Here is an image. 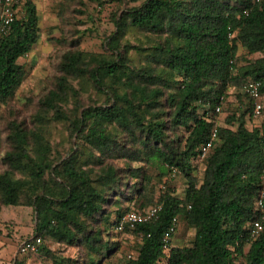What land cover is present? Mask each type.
<instances>
[{
    "label": "trees",
    "instance_id": "1",
    "mask_svg": "<svg viewBox=\"0 0 264 264\" xmlns=\"http://www.w3.org/2000/svg\"><path fill=\"white\" fill-rule=\"evenodd\" d=\"M117 1L126 8L115 15L103 51H81L73 41L29 125L7 124L0 205L32 208L30 239H40L35 253L53 260L41 239L82 246V264L106 259L115 245L101 238L99 223L112 205L113 227L128 210L159 206L154 218L122 231L133 240L124 264H264V228L248 234L264 184V121L246 127L254 118L241 91L255 80L264 94V0ZM21 6L22 15L0 37V102L20 85L24 70L17 60L38 37L33 0ZM131 33L150 36V45L130 44ZM238 46L249 59L236 56ZM229 87L239 88L245 108L226 114L201 158L214 109ZM90 94L95 99L83 103ZM143 167L153 171V182L137 174ZM123 174L136 181L120 188ZM177 177L180 194L169 185ZM147 183L155 197L143 195ZM120 198L136 206L122 207ZM179 219L191 232L184 246L171 244Z\"/></svg>",
    "mask_w": 264,
    "mask_h": 264
},
{
    "label": "rangeland",
    "instance_id": "2",
    "mask_svg": "<svg viewBox=\"0 0 264 264\" xmlns=\"http://www.w3.org/2000/svg\"><path fill=\"white\" fill-rule=\"evenodd\" d=\"M37 14L38 37L31 50L17 62L23 66L24 76L20 85L16 88L11 98L0 102V159L7 144L5 135L6 127L10 122H20L29 125V115L34 109L38 98L52 86V81L56 75V65L60 56L72 47L73 41L77 42L76 49L90 53H101L102 42L113 30V19L119 11L126 8V4L117 0H33ZM127 38L130 44L138 43L141 48H146L151 43V37L140 33H131ZM132 52V51H131ZM129 52V57L135 62L137 55ZM236 56L249 59L243 53V49L238 46ZM257 55H252L255 57ZM239 96V97H238ZM95 97L83 95V103L91 102ZM241 101V102H239ZM242 103V104H240ZM264 104V94L261 97ZM245 108V101L237 87H229L226 90L224 103L219 109V114L214 122L222 125L224 117L231 110ZM261 114V113H260ZM258 118V117H257ZM253 121H246V127L257 126L264 121V117H259ZM59 129V128H58ZM57 137L53 136L56 143ZM115 167H121L120 160H112ZM138 163H132V167H138ZM3 166L0 164V171ZM145 178V181L153 182V171L148 167H143L137 172ZM199 177V173H192ZM134 178H127L126 174L121 176V185L126 186L134 183ZM170 187L174 193L180 194L183 186V178L177 177L170 182ZM150 187L147 186L143 195L155 197L151 194ZM134 199H136L134 197ZM133 200V199H132ZM136 201L128 202L120 198L122 207H135ZM110 206L109 216L99 223L100 236L109 244L115 245L107 258L101 260L100 264H124L127 255L133 252L132 239L126 232H118L113 227V209ZM34 213L28 206H1L0 205V264H13L14 260L23 264H56L59 259L75 261L82 264L85 260V250L82 246H70L59 244L46 237L41 239L45 248L51 252L54 260L46 256L43 252L18 253V245L21 241L30 239L34 233ZM191 240V232L185 226L183 220L179 219L177 231L171 239L174 246H184ZM240 262L241 259L237 258ZM158 264H165L163 261Z\"/></svg>",
    "mask_w": 264,
    "mask_h": 264
},
{
    "label": "built area",
    "instance_id": "3",
    "mask_svg": "<svg viewBox=\"0 0 264 264\" xmlns=\"http://www.w3.org/2000/svg\"><path fill=\"white\" fill-rule=\"evenodd\" d=\"M22 0H0V37L7 34L10 30L11 24L22 15ZM260 84L255 80H248L241 88V91L249 97L251 117L256 119L259 117L262 110ZM219 107L214 109V112L219 114ZM217 124L213 123L210 129L207 142L204 144L200 151V157L202 158L211 147L212 143L216 139ZM264 173V171H263ZM254 206L257 212L255 219L251 221L248 234L250 237L256 236L264 228V184L258 190V193L254 199ZM159 210V206H150L143 210H128L114 225V228L118 232H122L125 228L132 229L137 224L143 223L151 218H154ZM176 219H172V224L168 230L163 234V239L166 240L169 237V233L173 231V224ZM137 239L135 238V241ZM40 244V239L35 237L21 241L17 247L19 254L35 253ZM128 256V255H127Z\"/></svg>",
    "mask_w": 264,
    "mask_h": 264
}]
</instances>
